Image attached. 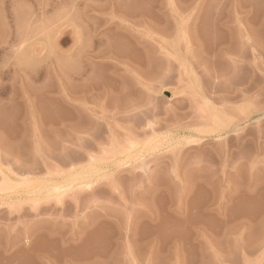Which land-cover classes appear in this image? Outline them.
<instances>
[{
	"label": "rangeland",
	"instance_id": "374dc122",
	"mask_svg": "<svg viewBox=\"0 0 264 264\" xmlns=\"http://www.w3.org/2000/svg\"><path fill=\"white\" fill-rule=\"evenodd\" d=\"M0 264H264V0H0Z\"/></svg>",
	"mask_w": 264,
	"mask_h": 264
}]
</instances>
